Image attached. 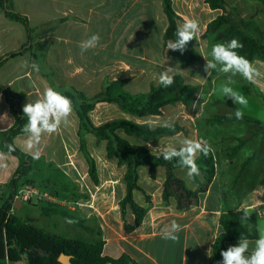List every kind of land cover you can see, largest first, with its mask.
Returning <instances> with one entry per match:
<instances>
[{
    "label": "rangeland",
    "instance_id": "obj_1",
    "mask_svg": "<svg viewBox=\"0 0 264 264\" xmlns=\"http://www.w3.org/2000/svg\"><path fill=\"white\" fill-rule=\"evenodd\" d=\"M259 1L264 3V0ZM227 2L230 5L228 9L233 10L237 17H242L241 13L233 8L234 0ZM74 5L77 8H74ZM139 6L140 4H137L136 0H116L114 10L111 11V8L107 6V0H51L50 2L48 0H15L16 11L29 18L33 27L31 37L35 43L37 42L33 64L38 66L41 74L33 68L30 74L31 78L35 84L43 86L44 90L53 87L63 93L76 89L82 91L87 97H92L100 92L108 82L123 80L125 81L124 89L136 94L148 92L151 86L159 83V74L164 69L173 67L171 74L173 76L181 75L186 83L197 86L198 92L189 106H168L163 109L160 117H152L147 121L153 127L162 126L163 122L168 121L178 128L175 136L164 138L160 145H151L152 148L158 147L153 152L160 153L159 149L168 145L179 147L180 141L185 138L193 139L210 146L216 158V164L220 163L224 166L233 164L236 165L237 169L242 170L244 164H248L252 159L249 140L246 139L250 135L249 130H260L262 126L237 121L222 125L210 122L216 115L234 116L235 112L229 106L230 103L234 104L230 98L225 97L223 99L222 96L214 94L212 91L226 82L227 79L222 78L220 73L216 71H213L209 76L204 72L206 61L202 56L210 59L209 53L212 45L222 41L216 39L214 34L207 35L205 32L202 38H207L206 41L203 39L192 41L200 54V61L193 65H183L176 57L175 51L167 50V44H164L163 39L159 38L160 21L158 16L160 13L161 18L164 19V25L167 23L163 6L153 5L149 11L145 12V16L143 13H138ZM69 9L72 13L67 18L73 25L78 24L75 27L78 32L73 31L68 26L63 27V32L67 37L76 41V45L72 46L73 52L66 54L67 57L64 59L58 52L57 39L61 34L58 27L64 21L62 12ZM257 14L260 18L254 24L260 31L264 32V11ZM143 18L149 23L148 28L151 34L149 39H137L136 37L132 39L127 35H122L130 23L134 24L135 30H138L139 25L144 23ZM242 18L247 21L251 19L249 13ZM154 22H156L155 25ZM17 25L19 30L24 31L21 24L18 23ZM112 25L118 27V34L115 36L113 47L109 37ZM92 34H99L98 46L82 53L79 44ZM257 37L264 41V34L257 35ZM40 39H44V41H39ZM38 45H42L46 49L40 51ZM40 53H43L45 57L43 58ZM259 61L264 62V59ZM79 69L81 73H75ZM12 75L13 71L11 70L10 73L9 69L7 73L2 72L0 81L8 82L7 80H10ZM233 79L235 82L231 87L248 100L247 106L234 105L245 115L255 118L263 124L264 85L259 80L252 85L240 76ZM19 86L20 83L15 85L14 89L19 88ZM90 117L95 125H101L122 117L131 118L121 113L113 104L98 105L90 113ZM77 128L78 119L73 110L68 122L61 125L56 133L50 135L51 150L58 148L57 144L61 149L67 148L71 152L78 149ZM59 138L60 140L57 141ZM25 139L26 136L17 139L16 147L21 151L25 148ZM86 142L87 149L96 162L100 183H103V188H100L99 192L89 176L85 178L86 183L81 188L63 187L61 182L45 183L24 179L19 190L27 185H32L37 189L39 195L33 196L26 203H21L23 205L21 208L14 207L10 215L65 238L88 243L101 241L100 219L96 216L87 217L89 216L87 211L91 209L89 202L105 201L107 195L105 182L113 181L115 185L113 201L116 204L122 196L120 182H123L124 168L119 167L116 161L107 158L105 143H98L92 135L86 136ZM131 142L141 143L149 148V143L138 139H132ZM246 143L248 144L246 145ZM149 149L151 150V148ZM236 149L239 150L235 154ZM259 157L264 163V150ZM49 169L51 171L54 167L51 165ZM142 171H144L142 172V176H144L148 169L143 168ZM51 173L60 180L61 177L58 173H53V171ZM184 173L183 176L189 180L190 177L187 176L186 170ZM197 177L203 179L204 182L200 173V175L193 177V186H197ZM158 181L161 182V176ZM141 182L145 187L144 177L141 178L140 184ZM157 182H154L156 186L158 185ZM230 189L231 186L226 185L225 190L228 192ZM42 194H47L48 197H43ZM135 195L139 196V193L136 192ZM50 205H57L76 217L84 219L90 230L78 228L57 214L43 215L42 209Z\"/></svg>",
    "mask_w": 264,
    "mask_h": 264
},
{
    "label": "trees",
    "instance_id": "obj_2",
    "mask_svg": "<svg viewBox=\"0 0 264 264\" xmlns=\"http://www.w3.org/2000/svg\"><path fill=\"white\" fill-rule=\"evenodd\" d=\"M205 2L212 10L223 12L207 25V35L214 34L216 39L222 42L237 38L243 44V48L237 50L241 55L251 61L264 59V41L257 37L264 32L260 31L254 22L237 17L233 10L228 9L230 5L227 0H205ZM162 6L167 19L163 42L167 44L169 40L176 38L174 34L179 26L180 17L173 8L172 0H162ZM0 9L7 19L21 24L25 28L28 38H31L33 28L29 18L15 10L12 0H0ZM26 47L27 45L23 49ZM175 54L183 65H193L200 61V54L192 41L187 45L183 54L179 51H175ZM19 55L20 51L0 57V67L9 58ZM174 81L171 87L166 88L158 83L151 86L148 92L136 94L124 89L125 81L123 80L106 83L103 89L92 97H87L82 91L76 89L63 92L73 102V110L79 122L80 151L88 164V176L94 185L98 186L100 179L96 162L87 149V135L94 136L98 143H105L107 158L116 161L119 167L124 168L122 180L126 187V193L120 200L119 206L124 221L127 213H131L135 218L133 225L125 223L127 232L139 226L146 215V208L140 206L134 198L135 192H141L148 200L140 185L141 169H148L151 178H156L159 168L165 169L163 200L167 202L170 198H174L177 201V207L181 210L188 209L198 203L199 194L207 189L216 174V158L212 150L207 156L200 153L196 163L199 165L204 183L200 185L198 191H192L185 181L176 175V170L180 167L176 166L175 159L166 161L160 153L152 152L141 143L131 142L132 139H138L157 146L164 138L175 136L178 131L177 126L172 128L153 127L147 122L152 117H160L163 109L168 106H189L194 101L198 92L197 86L186 83L184 78L178 74L174 75ZM0 93L4 94L16 120V124L9 131L0 133V137L5 139V145L11 144L15 149L9 153L4 146V151L19 159V167L8 184L9 194L0 203V264H61L58 259L62 254L70 257L71 264H137L126 256L119 259L104 256L105 243L103 240L88 243L65 238L10 215L11 210L17 204L14 198L15 194L23 180L33 172L35 159L19 150L13 143L16 136L25 134L22 132V126L27 123V117H24L21 106L25 95L13 93L11 89L3 86H0ZM100 104H113L121 113L132 119L122 117L95 125L90 113ZM229 106L234 110L238 109L234 104L230 103ZM232 121L262 124L259 120L245 114L242 120H237L235 115H216L210 122L222 125ZM238 150L234 151L235 154ZM248 164H244V167ZM238 176H240V172ZM42 213L45 216L60 215L67 221H72L71 224L74 226L90 230L84 219L76 217L57 205L44 207ZM245 213L250 217L248 220L243 219ZM258 222L259 217L256 212L242 210L228 211L222 214L220 217L221 233L212 245L209 264H219L222 260L220 253L228 248L227 243L237 242L241 234L253 241L257 239L259 236ZM34 248L41 249L48 253V256L34 252Z\"/></svg>",
    "mask_w": 264,
    "mask_h": 264
},
{
    "label": "crops",
    "instance_id": "obj_3",
    "mask_svg": "<svg viewBox=\"0 0 264 264\" xmlns=\"http://www.w3.org/2000/svg\"><path fill=\"white\" fill-rule=\"evenodd\" d=\"M50 1L48 0V2ZM12 2L15 8V0H12ZM172 2L175 12L180 17L179 25L184 22L185 18H195L199 21L201 32L197 39H203V41L207 40V38H202L206 32L207 25L223 13L221 10H212L205 0H172ZM136 3L140 4L138 13H143L144 16L145 12L149 11L153 5L162 6V0H136ZM115 5L116 0H107V6L111 8V11L114 10ZM74 8H77V6ZM233 8L241 13L242 17L249 13L250 21L256 22L260 18L257 13L264 11V3L259 0H234ZM70 13H72L70 9L62 12L64 21L58 27L61 31L57 39L58 52L62 55L61 58L63 57L64 59L67 57L66 54L73 52L72 46L76 45V41L67 37L65 32H63V27L68 26L73 31L78 32L77 28H75L78 24L73 25L67 18ZM161 16L160 13L158 16L160 21V23L158 22L160 24L159 38L163 39L167 23L164 25V19ZM17 24V22L7 19L0 9V57L20 51L19 56L9 58L0 67V74L4 71L7 73L8 69L10 73L11 70L13 71L10 80H7L8 82L0 81V86L11 89L13 93L25 95L21 104L23 108L26 103L34 102L43 93L44 88L39 86V84H35L30 76L33 70L32 65L37 42H34L33 37L29 39L25 28L23 27L24 31H21ZM161 24H163L162 27ZM129 25L126 27L125 33L122 32V35H127L132 39L133 37L149 39L151 35L148 28L149 23L145 19L143 25H139L138 30H135L134 24L130 23ZM109 33L111 46L113 47L115 36L118 34V27L112 25ZM39 41H44V39ZM26 45L27 47L23 49ZM38 48H40V51L46 49L42 45H38ZM40 55L43 58L45 57L43 53H40ZM24 62L26 64H23ZM80 69L75 73H79ZM38 71L41 74L39 68ZM261 71L264 72V68ZM220 76L227 79L225 74L220 73ZM263 79L264 77L259 79L262 85H264ZM18 83H20L19 88L14 89ZM15 124L16 120L11 113L10 106L4 94L0 93V133L9 131ZM263 124H254L262 126L261 129L249 130L250 135L246 138L249 140L248 143L253 158L249 164L242 170L237 169L236 165L233 164L230 166L220 165V163L216 164V174L212 182L204 192L199 194L198 203L188 209H179L174 198H170L167 202L163 200L165 169L159 168L156 178H151L149 171L142 176L144 171L141 169L140 178L143 179L144 177L146 186L144 187L142 182L140 185L148 200L141 192H138L139 196H136L135 192L134 198L140 206L146 208V215L142 223L131 231H126L125 223L133 225L135 218L131 213H127L125 222L119 206L120 200L126 193L125 184L120 182L122 196L115 204L113 201L114 182L106 181L107 195L105 196V201L89 202V208L91 209L87 211L89 214L87 217L96 216L100 219L102 240L105 243L103 255L113 259L126 256L137 264H209L212 245L221 233L220 217L222 214L228 211L242 210L256 212L259 217L258 230L259 232L264 230V163L259 157L264 150ZM50 135L45 133L38 143L30 142L27 134L18 135L13 139V143L16 146L17 139L21 136H26L24 141L25 148L22 152L35 159L33 172L25 179L33 182H61L63 187L68 188L84 187L85 178L88 176V164L80 151V146L71 152L67 148L61 149L59 144H57L58 148L51 150ZM59 140L60 138L57 141ZM4 146L5 139L0 137V153H4L3 156H0V203L7 198L9 194L8 184L19 167V159L5 152ZM51 165L54 169L50 171ZM185 170L177 169L176 175L185 181L189 189L198 191L200 185L204 183L203 179L197 177V186H193V177L188 180L183 176ZM52 171L60 175L61 181L57 176L52 175ZM239 172L240 176H238ZM160 176L161 182H157ZM236 176L237 179L235 180ZM155 181L158 183L157 186L154 183ZM226 185L231 186L228 192L225 190ZM94 187L99 192L100 188H103V183L98 186L94 185ZM16 207L21 208L23 205L17 203ZM84 212L87 213L86 211ZM173 220L182 226L177 242L166 240L162 236L164 225L170 224ZM237 243L238 241L229 242L227 247Z\"/></svg>",
    "mask_w": 264,
    "mask_h": 264
},
{
    "label": "clouds",
    "instance_id": "obj_4",
    "mask_svg": "<svg viewBox=\"0 0 264 264\" xmlns=\"http://www.w3.org/2000/svg\"><path fill=\"white\" fill-rule=\"evenodd\" d=\"M200 32L201 27L197 19L185 18L184 22L176 29L175 40L167 42V50L179 51L183 54L187 45L194 39L197 40ZM99 41V34H92L79 44L81 52L97 47ZM242 48L243 44L237 38H233L229 41L214 43L209 53L210 59L205 56L202 57L206 61L204 72L208 76L216 71L225 74L227 77L226 82L212 90L213 93L219 94L223 99L225 97L230 98L234 104L247 106V98L231 87L235 82L233 78L240 76L250 83H257L261 77H264V72L261 71L264 68V62L247 59L237 51ZM32 67L38 70L36 64H33ZM172 72L173 67H168L159 74L158 79L162 86L167 88L173 85L175 81ZM22 111L24 117H27V123L22 126V132L28 135L30 142L38 143L45 133H56L61 125L68 122V118L73 112V102L67 95L53 87H48L34 102L26 103ZM234 115L237 120H242L244 112L237 109ZM162 126L173 127L168 121L163 122ZM5 147L9 153L15 150L11 144L5 145ZM148 147L151 148L152 152L158 149V147L152 148L151 144ZM210 151L209 145L188 138L180 141L179 147L168 145L159 149L164 160L172 161L175 159L176 166L186 169V174L190 178L200 175V168L196 163L198 154L203 153L207 156ZM3 155L4 153H0V156ZM249 218L248 214L245 213L243 219L248 220ZM181 231L182 226L173 220L170 224L164 225L162 236L166 240L177 242L179 240L178 234ZM220 255L222 260L219 264H264V230H260L258 238L254 241L241 234L238 243L229 246Z\"/></svg>",
    "mask_w": 264,
    "mask_h": 264
},
{
    "label": "built area",
    "instance_id": "obj_5",
    "mask_svg": "<svg viewBox=\"0 0 264 264\" xmlns=\"http://www.w3.org/2000/svg\"><path fill=\"white\" fill-rule=\"evenodd\" d=\"M39 195V192L37 189L32 185H27L24 188H21L17 191L15 194V201L18 204L26 203L28 202L33 196ZM43 197H48L47 194H42Z\"/></svg>",
    "mask_w": 264,
    "mask_h": 264
},
{
    "label": "water",
    "instance_id": "obj_6",
    "mask_svg": "<svg viewBox=\"0 0 264 264\" xmlns=\"http://www.w3.org/2000/svg\"><path fill=\"white\" fill-rule=\"evenodd\" d=\"M33 251L41 253L42 256H48V253L43 252L41 249L34 248ZM58 260L61 264H71L70 257L64 254H62Z\"/></svg>",
    "mask_w": 264,
    "mask_h": 264
}]
</instances>
